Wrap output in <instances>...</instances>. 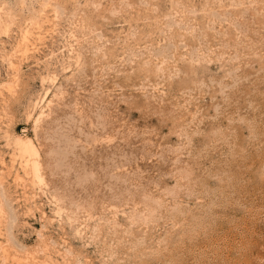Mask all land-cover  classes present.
<instances>
[{"label": "rangeland", "instance_id": "1", "mask_svg": "<svg viewBox=\"0 0 264 264\" xmlns=\"http://www.w3.org/2000/svg\"><path fill=\"white\" fill-rule=\"evenodd\" d=\"M0 264H264V0H0Z\"/></svg>", "mask_w": 264, "mask_h": 264}, {"label": "bare ground", "instance_id": "2", "mask_svg": "<svg viewBox=\"0 0 264 264\" xmlns=\"http://www.w3.org/2000/svg\"><path fill=\"white\" fill-rule=\"evenodd\" d=\"M22 149H23V152L30 157V160L32 162L33 171L35 175L40 179L42 175L40 173L41 164L39 161V158H40L39 150L37 149V147L33 144L31 140L24 142L22 144Z\"/></svg>", "mask_w": 264, "mask_h": 264}]
</instances>
